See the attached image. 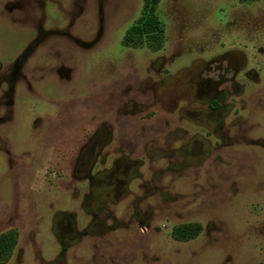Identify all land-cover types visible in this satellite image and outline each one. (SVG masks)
Here are the masks:
<instances>
[{"label": "rangeland", "instance_id": "obj_1", "mask_svg": "<svg viewBox=\"0 0 264 264\" xmlns=\"http://www.w3.org/2000/svg\"><path fill=\"white\" fill-rule=\"evenodd\" d=\"M145 4L0 0V111L14 116L0 232H19L7 264H264V0H158L160 50L124 44ZM225 48L257 71L226 100L245 103L241 121L180 94ZM171 94L189 121L171 119ZM190 223L199 236L177 239Z\"/></svg>", "mask_w": 264, "mask_h": 264}, {"label": "flooded vegetation", "instance_id": "obj_2", "mask_svg": "<svg viewBox=\"0 0 264 264\" xmlns=\"http://www.w3.org/2000/svg\"><path fill=\"white\" fill-rule=\"evenodd\" d=\"M258 55V53H257ZM252 56V58L255 59V62L257 61L256 59H258V56ZM257 65V63H256ZM190 71H188L189 73ZM254 76H257V71L255 70V68H248V64H247V56L245 54V52L241 49V48H233V49H226L224 51H222L218 56L211 58L206 65H204V67L201 69L200 73L198 74L196 80L194 79H190V85H194L197 86L195 93L196 94H190L188 92H186L188 90V86L186 87V89L184 90V88L181 91V97L185 98V99H190V98H194L197 97V99L199 100H203V101H208V111L207 114H211L212 112L215 111H219L220 113V117H226L228 113H231V110L233 112L234 110V104H227L228 102H226L227 98L230 96L231 94V89H235L236 88H240L239 90L241 91L242 86H246V84L248 83V81L254 80ZM188 84V83H187ZM181 87V86H179ZM182 88V87H181ZM239 91V92H240ZM243 91V89H242ZM178 92V91H176ZM236 92V91H235ZM238 92V93H239ZM237 93V94H238ZM176 95V94H175ZM175 95H170V101H169V105H164V107H168L170 106V111L169 113L172 114L173 113V117H171V119H175L179 117L180 121L182 120H188V117H186L183 113L176 111L177 110V99L179 96H175ZM239 96V95H238ZM233 101H236V99H234ZM241 103V108L240 109H235L233 114L236 115L237 117L239 116L238 120H242L241 116L239 115V112L242 111V108L244 109V105L243 102L241 100H238ZM47 101H44V105ZM167 102V101H166ZM175 102V103H173ZM226 102V103H225ZM225 103V104H224ZM47 104V103H46ZM48 105V104H47ZM42 107V106H41ZM44 108V107H43ZM231 108V110H230ZM176 109V110H175ZM230 111V112H229ZM245 110H243L244 112ZM10 113L6 114L3 111H0V128L2 127V123L5 121V119L8 117ZM11 115V114H10ZM12 117H14L13 115H11ZM164 118H168L167 116ZM168 120V119H166ZM223 122V121H222ZM225 122V121H224ZM35 122L33 121L32 125L26 129H30V130H36L38 129V125L35 126L34 125ZM223 125V124H222ZM112 131L110 130L111 134H112V138H113V128L111 127ZM172 134H175L176 136L178 135V129L174 130L173 132H171ZM102 140L103 137H96L95 140L91 143V145H89L87 147V151L83 150V153L81 154L80 157V162H79V169H77V172L80 171H87V177H91V171L94 167L95 164H97V159L98 156L100 154V151L102 149ZM189 140H193V138L189 139ZM188 140V142H189ZM29 142V141H28ZM31 142V141H30ZM124 143L125 140H123ZM9 142L7 141H3V138L1 136V129H0V148L1 147H8ZM15 163H12V166H14ZM17 168V166H16ZM77 175V174H76ZM13 177H17L15 175H12V179ZM113 180V179H112ZM93 181V179H92ZM111 185L112 182H109ZM113 190L120 191V187H116L114 185L110 186ZM116 188V189H115Z\"/></svg>", "mask_w": 264, "mask_h": 264}, {"label": "trees", "instance_id": "obj_3", "mask_svg": "<svg viewBox=\"0 0 264 264\" xmlns=\"http://www.w3.org/2000/svg\"><path fill=\"white\" fill-rule=\"evenodd\" d=\"M158 0H146V8L143 14L128 30L124 44L141 46L148 44L152 50H160L163 47L165 24L155 14V6ZM202 225L190 223L177 226L174 236L182 241H189L199 236ZM19 242V232L15 228L0 232V264H7L11 259Z\"/></svg>", "mask_w": 264, "mask_h": 264}]
</instances>
